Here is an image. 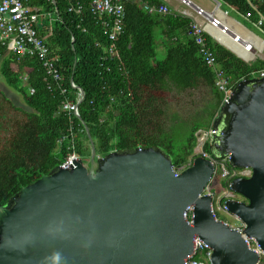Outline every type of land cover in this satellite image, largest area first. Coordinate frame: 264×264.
I'll use <instances>...</instances> for the list:
<instances>
[{"label": "water", "instance_id": "water-1", "mask_svg": "<svg viewBox=\"0 0 264 264\" xmlns=\"http://www.w3.org/2000/svg\"><path fill=\"white\" fill-rule=\"evenodd\" d=\"M210 128L212 157L251 169L231 181L245 201L226 205L264 252V76L239 81ZM89 159L56 166L0 205V264H184L194 235L211 247V264L257 262L240 232L211 213L210 158L195 155L176 175L157 148L95 156L92 147Z\"/></svg>", "mask_w": 264, "mask_h": 264}, {"label": "trees", "instance_id": "trees-1", "mask_svg": "<svg viewBox=\"0 0 264 264\" xmlns=\"http://www.w3.org/2000/svg\"><path fill=\"white\" fill-rule=\"evenodd\" d=\"M23 1L44 11L54 8L50 0ZM55 1L60 20L52 24L46 42L59 55L68 91H73L72 82L81 93L73 126L83 129L75 137L76 151L83 162L92 147L95 156L111 150L151 147L168 155L174 167L184 163L191 141L195 142V130L209 126L207 123L213 119L221 100L212 71L201 59L188 31L189 18L174 11L147 13L135 2H129L125 6L123 32L114 41L115 58L102 60L101 46L107 44V39L89 11V0H82L80 14L67 11L66 0ZM149 2L156 4L162 0ZM220 3L245 16L264 39L263 0H220ZM261 16V24L254 26ZM207 40L231 82L247 79L252 71L257 74L264 68V57L246 62L208 35ZM0 56L2 77L26 105L14 107L0 92V205H3L20 187L61 164L67 153L68 139L61 138L67 134L68 119L59 110L63 94L57 89H46L43 69L35 57L17 58L1 42ZM8 62L15 63L17 69L8 67ZM24 67H29L25 80L20 73ZM195 110L200 111V118H205L204 126L193 122ZM181 123L189 126L188 134L183 127L177 128ZM202 150L212 157L208 141L202 144Z\"/></svg>", "mask_w": 264, "mask_h": 264}, {"label": "built area", "instance_id": "built-area-1", "mask_svg": "<svg viewBox=\"0 0 264 264\" xmlns=\"http://www.w3.org/2000/svg\"><path fill=\"white\" fill-rule=\"evenodd\" d=\"M50 1L54 4L52 11H44L41 7L27 5L23 0H0V42L5 44L7 50L14 53L17 58L20 56L35 57L43 69V80L46 89L48 91L57 89L63 94L59 110L67 115L68 130L67 134L61 139L66 137L68 144L67 153L60 165L69 167L74 165L76 161H83L75 147L77 132L83 129H74L73 126V118L77 117L79 113L78 102L81 99V93L79 90H75L76 86L72 82H70V88L73 91H68L59 65V55L51 51L46 42L48 35L43 33V31L48 28L47 31L50 33L54 21L60 20L56 1ZM178 1L189 7L201 19V21L191 20L188 24V31L198 47L201 59L212 71L215 86L221 92L220 107L229 102L235 85L239 81L245 80V78H240L234 82L230 81L228 75L216 60L215 54L207 40V35L211 40L213 38L226 46L244 61L252 60L255 57V50H258L259 47L256 41L254 42L253 37L235 31L229 23L222 20L217 12L218 0H212L213 5L210 9H206L192 0ZM129 2H135L141 10L148 13L164 14L170 12L169 7L163 2L155 4L149 3L148 0H89V11L107 39V44L101 46L102 60L115 58L116 47L114 41L123 32L125 6ZM82 5V0H66V10L75 14H80ZM246 16H248V13H246ZM262 19L263 17L261 16L255 25L261 24ZM45 23H47V27H45ZM96 44L98 45V43ZM247 53H250V55L246 56ZM21 75L23 80H25L27 73L25 75L22 73ZM261 76H264V68L260 69L257 74L252 71L247 79ZM110 100L113 102V97H110ZM208 133L211 134L210 126L206 128L203 140L199 145L202 146ZM200 153L202 156L208 157L204 151L201 150ZM211 161L214 164V172H218L222 178L221 184L223 185L222 195L216 200L212 198L211 201L213 217L230 228L239 231L248 248L258 255V260L255 264L264 263V260H262L264 252L259 244L253 237L243 233L244 222L236 214L230 212L226 205V200L228 199L243 200L239 193L232 190L231 181L237 176H249L251 174L250 167L231 166L229 155L216 159L211 158ZM189 164L190 158H187L184 163L177 167L175 174ZM206 192L212 196L209 187ZM183 215L191 219V206L187 207ZM211 251L210 246L205 241L194 235L192 252L185 257L184 264H211L209 260Z\"/></svg>", "mask_w": 264, "mask_h": 264}, {"label": "rangeland", "instance_id": "rangeland-1", "mask_svg": "<svg viewBox=\"0 0 264 264\" xmlns=\"http://www.w3.org/2000/svg\"><path fill=\"white\" fill-rule=\"evenodd\" d=\"M193 1H195V2H197V3H200L201 5H203V6H205V7H210V6H212V0H193ZM169 2H170V4L168 3L167 5H168V7L170 8V6L173 8V11H177V10H179V9H184V8H186L184 5H181V4H179L176 0H169ZM172 10L170 9V12H171ZM45 27H47V23H45ZM48 30V28H46L45 29V32H48L47 31ZM212 40L215 42V43H217L218 45H220V46H222L224 49H226V50H228L229 52H231L234 56H236V57H238L233 51H231L230 49H228L226 46H224L223 44H221V43H219V42H217L215 39H213L212 38ZM262 48L260 49H258V50H255V57L252 59V60H254L256 57H259V58H263L264 57V54H263V49H264V42L262 41ZM238 58H240V57H238ZM1 59H2V57L0 56V62H1ZM240 59H242V58H240ZM243 60V59H242ZM252 60H250V61H246V62H251ZM244 61V60H243ZM7 65H8V67H10L11 69H13V70H16L17 69V65L15 64V63H13V62H8L7 63ZM28 69H29V67H24L23 69H21L20 70V73L22 74L23 73V75H25L26 73H27V71H28ZM0 92L1 93H4V96H6V98L8 99V100H10L11 101V103L14 105V107L15 106H23V107H26V105L23 103V101H22V99H21V96H20V94L17 92V91H15L11 86H9L6 82H5V80H4V78L2 77V75H1V73H0ZM3 96V95H2ZM5 104H6V107H8L9 109H11V110H13V106H11V104L10 103H8V102H5ZM199 113H200V111H198V110H195V111H193V113H192V119L193 120H195V121H193V122H195V124H196V126L197 125H203L202 123H205V118L204 117H199L200 115H199ZM212 121V120H211ZM211 121H208V123H207V125H211ZM195 126V127H196ZM184 128L185 129V133H189L188 131H189V126H187V125H185V123L183 124V123H181V125L178 127L177 126V128ZM194 127V128H195ZM193 128V129H194ZM181 132H182V130H180ZM197 131V130H196ZM194 132V135H195V137H196V139H195V142L193 143V141H191V143H190V145H189V147H190V151L187 153V158H192L194 155H198V154H200V151H201V149H202V146L201 145H199V140H197L198 139V137L199 136H201L199 133H197V132ZM186 134V135H187ZM191 135H192V132H191ZM209 139H210V134L208 133L207 134V137H206V139H205V141H209ZM90 157V156H89ZM89 157L88 158H86V159H84V162H85V164L86 165H89L90 164V159H89ZM220 178H219V175H218V172H214V175H213V177H212V179L210 180V182H209V185H208V187H209V189H211L212 190V198H213V200H216V199H218L221 195H222V193H223V188H222V181L220 182V180H219ZM221 216H222V214H220ZM223 217V216H222ZM262 260H264V255H262ZM262 264H264V263H262Z\"/></svg>", "mask_w": 264, "mask_h": 264}, {"label": "crops", "instance_id": "crops-1", "mask_svg": "<svg viewBox=\"0 0 264 264\" xmlns=\"http://www.w3.org/2000/svg\"><path fill=\"white\" fill-rule=\"evenodd\" d=\"M179 4L181 5H184L182 3H180L178 0H176ZM193 1V0H192ZM219 1V5H218V14L219 16L222 18L223 21L229 23V25L237 32L239 33H243L245 35H249L253 38H256V39H263V37L258 33V31H256L252 26H250L248 24V21L246 19L245 16H242L241 13L237 12L236 10L232 9L231 7L229 6H224V5H221L220 3V0ZM149 2V0H148ZM163 3H165L166 5L170 2L169 0H162ZM195 2V1H193ZM150 3V2H149ZM160 3V2H159ZM197 3V2H195ZM157 4V3H156ZM198 5L206 8V9H210L212 6L210 7H205L203 5H201L200 3H197ZM212 5H213V2H212ZM168 6V5H167ZM185 6V5H184ZM186 8L184 9H179L177 11H174V12H177L183 16H186L189 18V22L191 20H196V21H201V19L196 16L194 14V12L187 6H185ZM172 11L171 12H168V13H172L173 12V8L170 6V8ZM143 11V10H142ZM148 13V12H147ZM165 14V13H164ZM254 25V24H253ZM256 26V25H254ZM43 33L49 35V31L48 32H45V30L43 31ZM49 33V34H48ZM262 41V40H261ZM160 50V48H159Z\"/></svg>", "mask_w": 264, "mask_h": 264}, {"label": "bare ground", "instance_id": "bare-ground-1", "mask_svg": "<svg viewBox=\"0 0 264 264\" xmlns=\"http://www.w3.org/2000/svg\"><path fill=\"white\" fill-rule=\"evenodd\" d=\"M219 11V9L217 8V12ZM189 24V23H188ZM253 40H254V42L256 41V44H257V46L260 48L261 46H262V41L261 40H259V39H256V38H253ZM250 55V53H247L246 54V56H249ZM218 109H219V107H218ZM218 111V110H217ZM210 126V125H209ZM205 131H206V128H204V129H198L196 132L197 133H199L201 136H199L198 137V139L197 140H199V144L202 142V140H203V136H204V133H205ZM202 150V149H201ZM203 151V150H202ZM207 154V153H206ZM200 155H201V153H200ZM208 155V154H207ZM195 156V155H194ZM193 156V157H194ZM192 157V158H193ZM205 157V156H204ZM192 158L190 159V164H191V160H192ZM207 158H213V159H216V158H214V157H211V156H209L208 155V157ZM189 164V165H190ZM231 165V164H230ZM232 166V165H231ZM235 167V166H234ZM244 167V166H243ZM172 168H173V171H174V174H175V171H176V169H177V167H174V166H172ZM180 172V171H179ZM179 172H177L176 174H178ZM175 174V175H176ZM213 175H214V173H213ZM219 175V174H218ZM213 177V176H212ZM219 180H222V178L220 177V175H219ZM212 179V178H211ZM208 188V187H207ZM206 188V189H207ZM206 189H204V191H206ZM238 193V192H237ZM240 194V193H239ZM241 195V194H240ZM242 196V195H241ZM243 197V196H242ZM237 201H239V200H237ZM240 201H245V198L243 197V200H240ZM231 212V211H230ZM233 213V212H232ZM235 214V213H234ZM191 215H192V207H191ZM237 215V214H236ZM238 216V215H237ZM185 217V216H184ZM192 217H193V215L191 216V219H188V218H186L187 220H188V222L189 223H191L192 222ZM245 224V223H244ZM229 227V226H228ZM245 227V226H244ZM230 228V227H229ZM232 229V228H231ZM244 233V232H243ZM241 234V233H240ZM245 234V233H244ZM251 237V236H250ZM207 243V242H206ZM208 244V243H207ZM209 245V244H208ZM211 248V247H210ZM263 251V250H262ZM209 260H210V258H209Z\"/></svg>", "mask_w": 264, "mask_h": 264}]
</instances>
